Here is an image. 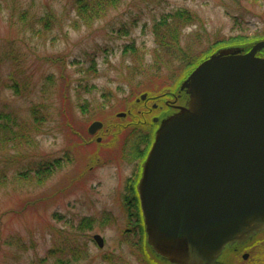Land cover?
<instances>
[{
    "label": "rangeland",
    "instance_id": "obj_1",
    "mask_svg": "<svg viewBox=\"0 0 264 264\" xmlns=\"http://www.w3.org/2000/svg\"><path fill=\"white\" fill-rule=\"evenodd\" d=\"M73 2L0 0V113H17L32 131L30 143L0 149V264H152L139 237L124 236L135 226L125 201L139 158L132 131L117 133L134 122V111H144L140 95L176 88L183 57L264 37V0H118L92 20L80 18ZM177 11L196 18L178 34V58L158 48L153 32ZM95 121L103 127L90 135ZM60 159L45 181L32 178V166ZM91 219L93 228L82 229ZM50 250L58 252L48 256ZM219 260L264 264V234L226 248Z\"/></svg>",
    "mask_w": 264,
    "mask_h": 264
},
{
    "label": "water",
    "instance_id": "obj_2",
    "mask_svg": "<svg viewBox=\"0 0 264 264\" xmlns=\"http://www.w3.org/2000/svg\"><path fill=\"white\" fill-rule=\"evenodd\" d=\"M263 51L264 40L219 49L182 81L177 106L154 118L138 194L161 262L220 264L226 248L264 234ZM102 127L95 121L88 132Z\"/></svg>",
    "mask_w": 264,
    "mask_h": 264
},
{
    "label": "trees",
    "instance_id": "obj_3",
    "mask_svg": "<svg viewBox=\"0 0 264 264\" xmlns=\"http://www.w3.org/2000/svg\"><path fill=\"white\" fill-rule=\"evenodd\" d=\"M118 0H74L72 3L74 10L78 11L80 18L86 20L96 19L101 17L106 12H108L111 8L117 7ZM196 18L189 14L182 11H177L172 14L165 15L161 21L157 22L153 27V32L155 34V41L158 45V48L165 52L167 55L170 56H177L176 49V42L178 41V34L180 30L189 26L190 24L194 23ZM264 38V37H262ZM209 51L208 53H210ZM206 54L200 55V57H183L181 64V68H179V79L175 83L178 86L181 84L183 80H185L188 75L207 57L204 56ZM179 56V55H178ZM178 56L176 58H178ZM161 70V67L158 68V71ZM18 90L20 86L15 83ZM143 112H136L134 111L133 116L135 118L134 122L128 123L125 126H122L121 129H127L132 131L136 138L137 142L135 143L134 147L136 150V154L134 158H140L141 160L145 159V155L149 150L152 142L154 141L155 137V128L156 124L152 120L151 111L149 108L144 106ZM31 113L34 115V119L36 122H41L42 119L39 115L40 111L37 107L33 106L31 109ZM141 119V120H139ZM120 131L117 133L118 136L123 135L125 130ZM31 133L32 131L29 129L28 125L19 117L17 113H8L2 112L0 113V149L5 148L8 145L15 146L17 144L22 143H30L31 141ZM130 133V134H131ZM116 135V134H115ZM128 140V138L126 139ZM127 146H125L126 148ZM125 151V150H124ZM127 152V150L125 151ZM133 154V153H129ZM64 161L62 159L58 161H41L37 163L34 167L32 166L30 170H32L33 179H36L38 182L45 181L49 176H51L59 166L63 164ZM21 176H27V173H21ZM141 173H138L137 178L135 179L134 183L129 189L130 195L126 198V205L129 210L130 216L135 220L134 228L128 227V231L125 230L124 236L127 235V232L133 231L139 239L137 247L144 255L147 257L148 261H154L151 259L153 258L158 259L155 254L150 249L147 243V235L145 231V225L143 221V215L140 208V201L139 195L137 190V184L139 182V178ZM94 220L85 221L81 224L82 229H92L94 226ZM58 252V250L56 251ZM56 252L50 250L48 256L54 255ZM79 252L73 251V255L71 258L77 260L81 257ZM151 254L152 256H150ZM159 260V259H158ZM59 262L62 259L58 260Z\"/></svg>",
    "mask_w": 264,
    "mask_h": 264
},
{
    "label": "flooded vegetation",
    "instance_id": "obj_4",
    "mask_svg": "<svg viewBox=\"0 0 264 264\" xmlns=\"http://www.w3.org/2000/svg\"><path fill=\"white\" fill-rule=\"evenodd\" d=\"M262 54H264V51H263V53H261V55L260 56H263L264 57V55H262ZM170 97H171V99H173V100H168L167 101V103H166V107H167V109L165 110V111H163V113L164 112H167L169 109H171V107H176L177 105H175L176 103H175V101H177V100H175V97H176V95L174 94V92H172V91H170ZM151 99V97H148L147 96V98L145 99V100H142V101H144V104H145V107L146 106H148V103L147 102H149V100ZM157 99H151V101L150 102H154V101H156ZM163 108H164V106H162V105H158V104H155V103H152V105L149 107V110L151 111H153V110H160V109H162L163 110ZM162 113V112H161ZM154 118V117H153ZM155 121V120H154ZM156 123H158V122H156ZM158 125V124H157Z\"/></svg>",
    "mask_w": 264,
    "mask_h": 264
},
{
    "label": "bare ground",
    "instance_id": "obj_5",
    "mask_svg": "<svg viewBox=\"0 0 264 264\" xmlns=\"http://www.w3.org/2000/svg\"><path fill=\"white\" fill-rule=\"evenodd\" d=\"M170 98V92L169 93H167V94H164V95H161L159 98H157V100L156 101H154L153 103H155V104H161L162 106H164V108H163V111H165L166 109H167V107H166V103H167V99L165 100V98ZM157 102V103H156ZM158 110V109H157ZM163 111H161L162 113H163Z\"/></svg>",
    "mask_w": 264,
    "mask_h": 264
}]
</instances>
